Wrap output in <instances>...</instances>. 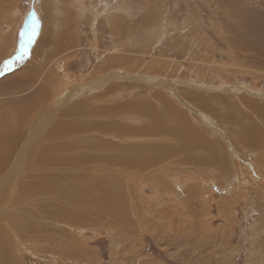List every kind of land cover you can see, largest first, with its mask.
I'll return each instance as SVG.
<instances>
[{"label":"rangeland","instance_id":"obj_1","mask_svg":"<svg viewBox=\"0 0 264 264\" xmlns=\"http://www.w3.org/2000/svg\"><path fill=\"white\" fill-rule=\"evenodd\" d=\"M0 116L2 264H264V0H0Z\"/></svg>","mask_w":264,"mask_h":264},{"label":"bare ground","instance_id":"obj_2","mask_svg":"<svg viewBox=\"0 0 264 264\" xmlns=\"http://www.w3.org/2000/svg\"><path fill=\"white\" fill-rule=\"evenodd\" d=\"M151 112V111H150ZM155 112V111H154ZM149 116V115H148ZM156 116V115H155ZM137 118V117H136ZM232 118V117H231ZM231 118H228V119H230V121H232L233 123H234V121L231 119ZM0 121H1V116H0ZM162 121V120H161ZM232 122H231V124H232ZM0 124H2V122L0 123ZM17 136H19V135H17ZM12 137V136H11ZM14 140H15V138H14ZM13 140V141H14ZM17 140V139H16ZM2 141V136L0 135V142ZM168 146V145H167ZM184 150V149H183ZM167 159V158H166ZM19 161V160H18ZM133 162V161H132ZM156 163V162H155ZM113 166V165H112ZM3 172H5V171H3ZM5 178V177H4ZM3 178V179H4ZM2 179V178H1ZM87 181H88V179H86V178H83V179H81L79 182H82V183H85V184H87ZM2 184V183H1ZM17 184V183H16ZM23 185V184H22ZM25 185V184H24ZM19 187V186H18ZM21 187H23V189H25L24 188V186H21ZM2 188V187H1ZM17 188V187H16ZM59 188V187H58ZM28 189H29V186H28ZM14 191V190H13ZM21 191V190H20ZM23 191V190H22ZM26 191H28L27 189H26ZM16 192V191H15ZM13 193V192H12ZM9 194V193H8ZM15 194V193H14ZM107 194V193H106ZM108 195V194H107ZM4 196V195H3ZM19 197V196H18ZM98 198H100V196L98 197ZM1 199H2V197H1ZM12 201H14V200H12ZM9 203V202H8ZM16 207V206H15ZM13 210L15 211L16 209L15 208H13ZM8 220H15V218L14 217H12V216H10V215H6V216H4V217H2V218H0V221H8ZM9 223H10V225H12V226H15L14 224V222H12V221H9ZM4 230H5V228H3ZM3 229H2V227L0 228V233L3 231ZM2 237H4L3 235H1ZM0 236V241L1 242H3V239H1L2 237ZM6 236V235H5ZM5 238V237H4ZM7 238V237H6ZM7 242V241H6ZM5 243V242H4ZM4 243H2V244H4ZM1 246H3V245H1ZM4 249V248H3ZM0 250H1V247H0ZM5 251H6V249H5ZM6 255V254H5ZM5 255H1L0 256V264H2V261H3V259H2V257L3 258H8L9 257V255H8V257H6ZM9 260V259H8ZM8 262V261H7ZM9 262H10V260H9ZM9 262H8V264H9ZM11 263V262H10Z\"/></svg>","mask_w":264,"mask_h":264},{"label":"snow or ice","instance_id":"obj_3","mask_svg":"<svg viewBox=\"0 0 264 264\" xmlns=\"http://www.w3.org/2000/svg\"><path fill=\"white\" fill-rule=\"evenodd\" d=\"M31 21H32V32H31V38L29 40V45H31V43L34 42L36 36H38L39 34V27H40V21H39V17L35 12H32L31 14ZM22 51L24 53V55L28 54V49L26 48H22ZM23 57H18V59H22ZM14 63L13 61H9L8 64H12Z\"/></svg>","mask_w":264,"mask_h":264}]
</instances>
